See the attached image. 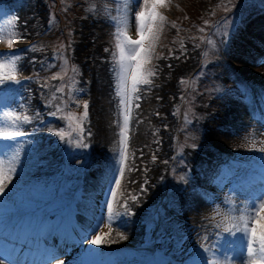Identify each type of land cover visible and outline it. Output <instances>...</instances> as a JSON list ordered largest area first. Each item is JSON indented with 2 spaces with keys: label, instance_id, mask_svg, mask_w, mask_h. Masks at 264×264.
Here are the masks:
<instances>
[{
  "label": "rangeland",
  "instance_id": "rangeland-1",
  "mask_svg": "<svg viewBox=\"0 0 264 264\" xmlns=\"http://www.w3.org/2000/svg\"><path fill=\"white\" fill-rule=\"evenodd\" d=\"M236 2L229 11L217 7L227 0H168L159 9L167 19L146 65L155 75L138 86L140 99L130 106L126 171L115 206L120 215L109 226L105 203L99 228L37 264H206L200 245L215 251L223 235L235 264L246 258V247L217 228L223 221L217 213L238 216L241 208L247 214L264 199V153L258 151L264 141V21L257 19H264V0ZM143 3L137 0L129 13L133 39ZM119 7L116 0H0V53L20 58V82L0 85V114L28 117L0 115V128L24 133L0 139V160L15 167L0 194V236L9 222L14 227L7 236L23 238L44 224L47 233L67 224L72 230L88 226L93 194L109 199L122 122L113 72ZM12 32L18 38L9 49ZM84 101L88 115L80 134ZM99 115L109 131L97 153ZM61 130L72 135L61 139ZM253 140L256 149L249 147ZM219 179L230 182L226 195L216 189ZM133 222L134 237L122 242L117 233L126 235L123 228ZM96 232L110 233L105 240L113 242L88 243ZM52 235L43 249L59 245ZM9 242L0 238V261L24 264V251L17 259Z\"/></svg>",
  "mask_w": 264,
  "mask_h": 264
},
{
  "label": "snow or ice",
  "instance_id": "snow-or-ice-1",
  "mask_svg": "<svg viewBox=\"0 0 264 264\" xmlns=\"http://www.w3.org/2000/svg\"><path fill=\"white\" fill-rule=\"evenodd\" d=\"M116 2L122 5V7L116 9L118 16L113 18L115 27L113 37L116 49V51L113 52V72L115 78V94L119 98L118 107L120 109L122 122H117L119 127V132L117 133L119 140L116 150V167L111 177L113 183L109 188L110 197L106 201L107 222L109 226L120 215L115 206L117 202V190L121 186L126 171L130 106L133 100L140 99V97L136 95L138 86L150 84L151 80L149 77L155 75V72L146 65L150 63L153 58L156 41L159 39L160 30L163 28L167 19L159 9L166 7L168 0H144L140 11L135 12L136 39H133L129 35V13L132 5L137 2V0H116ZM231 3L232 0H227V3L218 4L217 7H222L224 11H229L230 8L228 5ZM204 24L207 25L208 21L205 20ZM172 26L176 27L175 23H173ZM200 31H203V29H200ZM17 38L18 36L15 32L10 34V38L6 40L9 49H12L13 42ZM3 39L4 32L0 30V40ZM105 51H107V49ZM19 59L20 58L14 54L0 53V85H7L9 82L18 84L20 82V77L18 75ZM52 78L59 79L60 77L53 76ZM25 79H27V77H25ZM181 83H185L183 78L181 79ZM57 91H63V89H57ZM136 106L138 107L139 105ZM83 109V113L77 117V129L80 134L83 133V121L86 120L88 115L87 101L83 102ZM0 115L4 117L11 116L14 120L27 121L28 119L26 116H17L15 113H2ZM21 135H24V133L0 128V139L11 140ZM57 135H59L61 139H64L66 135L71 136L72 133H65L61 130L57 132ZM68 142L73 143L72 140ZM76 146L88 147L87 144L81 141H77ZM193 147H195V145H193ZM249 147L253 149L257 148L255 140L249 144ZM258 151L264 153V141L261 142ZM155 159L156 157L153 156V160ZM14 173L15 167L13 161H8L6 164L5 161L0 160V194L5 192L8 186L7 182L11 181ZM130 199L135 201L137 197L133 195ZM122 207L125 209V212L128 211L126 202ZM252 207L255 209L252 212L226 217L224 221L217 224V228L236 237V240L232 241L233 244H236L238 241L241 250L246 247L247 256L241 259L240 264H264V199L259 200V203L254 202ZM97 228H99V225H97ZM108 235H110V233L96 232L88 243L99 246L104 243L113 242L111 240H105V237ZM117 236L121 240L126 239L122 233L118 232ZM204 239L206 240L207 237ZM200 247L203 249L204 253L210 251L209 247L204 243H202ZM235 258V253L232 256L225 255L222 259L213 253L210 258L202 257V260H206V264H235ZM0 264H3V262L0 261ZM61 264H63V262H61Z\"/></svg>",
  "mask_w": 264,
  "mask_h": 264
},
{
  "label": "bare ground",
  "instance_id": "bare-ground-1",
  "mask_svg": "<svg viewBox=\"0 0 264 264\" xmlns=\"http://www.w3.org/2000/svg\"><path fill=\"white\" fill-rule=\"evenodd\" d=\"M115 7V6H114ZM115 14V13H114ZM116 18V17H115ZM257 19H260L261 21H264V19L263 18H261V17H257ZM97 123L95 124V126L97 127V136H96V141L98 142V146H97V153H98V151H100L99 149H100V144L102 143V141H101V139H103L104 138V136L106 135V133H108V131L106 130L107 129V127H106V125L104 126V124H103V120H102V118H101V115H99L98 117H97ZM211 124V123H210ZM214 124V123H213ZM210 126V125H209ZM106 127V128H105ZM210 131V130H209ZM211 138V140L213 141V138L214 137H212V136H210ZM95 141V140H94ZM211 141V142H212ZM105 142H106V139H105ZM221 144V143H220ZM103 145V144H102ZM104 148V147H103ZM105 149H106V147H105ZM103 149H101V151H102ZM211 152V151H210ZM92 157V156H91ZM102 157V156H101ZM262 158H264V157H262ZM93 159V158H92ZM98 159V158H97ZM96 159V160H97ZM92 161V160H91ZM90 164V163H89ZM94 164V163H93ZM237 170V169H236ZM236 170L234 169V171L233 172H236ZM237 172H240V170H237ZM261 177H263L262 178V180H264V175H261ZM229 181V180H228ZM228 181H226L227 183L225 184V183H223L220 179L219 180H216V189H217V191H219V193L221 194V195H226V190H224V187L228 184L229 185V187H230V182L228 183ZM227 185V186H228ZM229 190V189H228ZM94 195V204L92 205L94 208L92 209V212L93 213H91V216H89L90 218H91V223L88 225V226H84V225H81V224H77V226H78V228L76 229V230H72L71 229V226L70 225H66V229H62L61 231H59V230H53L52 232H50V233H47V232H45L44 230H46V228H48L47 227V225L46 224H44L42 227H41V229L42 230H40L39 232V234L40 235H42L43 237H45V238H43V239H46V241L47 240H49V237H50V235H56L55 236V238H56V240L57 239H59L58 241H59V247H57V248H52L50 251H48V250H46L45 251V253H46V255H45V258H48V259H46V260H51L52 259V257H56V256H58V254L60 255L61 254V252H62V250H65L64 249V247H65V245L66 244H71V243H73V242H75V241H77V240H79V239H82V237H84L85 235H88V233H90V232H92V230H94V229H96L97 228V223L98 222H100V212L103 210V208H104V204L106 203V194H101L100 195V193H96V194H93ZM240 210H239V212H240V214H242L243 212H242V209L241 208H239ZM226 211L225 210H223V209H220V212H219V216H220V218L224 221L225 219H226ZM6 217H9L10 215H5ZM77 223V222H76ZM122 223V222H121ZM75 224V223H74ZM9 227L7 228V230L4 232V233H2L1 234V236H0V238H2L3 240H6V241H10L9 243H8V247H10L11 249H13V250H15V251H18L19 250V246L21 247V245L23 246V242L22 243H19L18 241H16L15 239L17 238V234L15 235V238H14V240H12V238L10 237V235H8L7 236V234H8V232L10 231V230H12V228L14 227V225L12 224V222H9ZM46 225V226H45ZM46 227V228H45ZM125 229V230H124ZM123 230L125 231V233H126V235H124L125 237H126V239H123L122 240V242H124L125 240H129V239H131L132 238V236L134 237V234H135V232H136V230H137V224H135V222H133L132 224H130L129 226L127 225V227L125 226L124 228H123ZM1 233V232H0ZM57 233V234H56ZM65 233V234H64ZM67 234V235H66ZM18 235H19V233H18ZM136 236V235H135ZM221 237V236H220ZM229 240V239H228ZM231 242H232V240H231ZM229 244H230V240L229 241H227V239H226V237H224V235L221 237V239L219 240V243L218 244H216V247L214 248V250L215 251H212L213 253H215V255L217 256V257H219V258H223L225 255H228V256H232L231 255V251H230V249H228V247H229ZM236 244H238V242L236 243ZM239 246V245H238ZM29 250V249H28ZM19 252V251H18ZM212 252H208V254L207 253H205V257H211L212 255H213V253ZM28 253H29V251H28ZM59 258V257H58ZM58 258H56V259H58ZM56 259H54L55 261H57ZM52 261H53V259H52ZM206 261V260H205ZM7 262H10V261H8L7 260ZM61 262H63V261H61V260H59V261H57V264H61ZM63 264H64V262H63Z\"/></svg>",
  "mask_w": 264,
  "mask_h": 264
},
{
  "label": "trees",
  "instance_id": "trees-1",
  "mask_svg": "<svg viewBox=\"0 0 264 264\" xmlns=\"http://www.w3.org/2000/svg\"><path fill=\"white\" fill-rule=\"evenodd\" d=\"M231 5V7H236V6H238V4H237V2L236 3H233V4H230ZM206 19V18H205ZM56 207V206H55Z\"/></svg>",
  "mask_w": 264,
  "mask_h": 264
}]
</instances>
